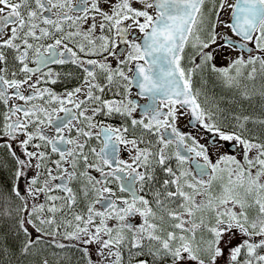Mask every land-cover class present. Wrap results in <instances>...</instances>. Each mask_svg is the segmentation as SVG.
Wrapping results in <instances>:
<instances>
[{
	"label": "snow or ice",
	"instance_id": "obj_1",
	"mask_svg": "<svg viewBox=\"0 0 264 264\" xmlns=\"http://www.w3.org/2000/svg\"><path fill=\"white\" fill-rule=\"evenodd\" d=\"M0 108V264H264V0H0Z\"/></svg>",
	"mask_w": 264,
	"mask_h": 264
},
{
	"label": "trees",
	"instance_id": "obj_2",
	"mask_svg": "<svg viewBox=\"0 0 264 264\" xmlns=\"http://www.w3.org/2000/svg\"><path fill=\"white\" fill-rule=\"evenodd\" d=\"M261 81L258 79L256 81V86L259 87ZM197 87H199V83L197 82L196 84ZM251 86V85H250ZM207 88L209 90V93L211 94L214 90L215 94L217 97L221 96V95H231V93L226 92L224 89H222L218 84H215L214 81L212 79L209 80V83L207 85ZM261 104L260 99L257 97L256 100L252 103V106L249 107L247 104L245 105V107L248 109V111H253L259 110V105ZM251 127V126H250ZM257 132H259V129H256ZM10 222L4 220V219H0V233H4L8 231V224ZM11 242V241H9ZM68 255L71 257V264H76V256L71 255V253H68ZM25 264H29V262H25ZM53 264H55V262H53Z\"/></svg>",
	"mask_w": 264,
	"mask_h": 264
},
{
	"label": "flooded vegetation",
	"instance_id": "obj_3",
	"mask_svg": "<svg viewBox=\"0 0 264 264\" xmlns=\"http://www.w3.org/2000/svg\"><path fill=\"white\" fill-rule=\"evenodd\" d=\"M0 111H2V108H0ZM179 126H180L181 129H182L183 131H185V132L191 131L190 127L187 125V120H186V119L183 120V121H181V123H180ZM137 222H138V218H137ZM69 253H71V255L76 256V257H77V255H78V254H76V253H72V252H69Z\"/></svg>",
	"mask_w": 264,
	"mask_h": 264
},
{
	"label": "rangeland",
	"instance_id": "obj_4",
	"mask_svg": "<svg viewBox=\"0 0 264 264\" xmlns=\"http://www.w3.org/2000/svg\"><path fill=\"white\" fill-rule=\"evenodd\" d=\"M227 16V13H225V17ZM236 53H233V55H235ZM219 63H223L222 61L221 62H219Z\"/></svg>",
	"mask_w": 264,
	"mask_h": 264
}]
</instances>
